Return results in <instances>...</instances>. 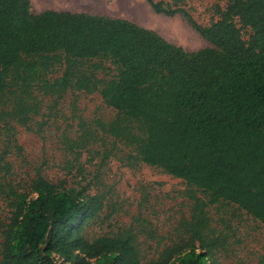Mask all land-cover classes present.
I'll return each mask as SVG.
<instances>
[{
  "label": "trees",
  "instance_id": "obj_1",
  "mask_svg": "<svg viewBox=\"0 0 264 264\" xmlns=\"http://www.w3.org/2000/svg\"><path fill=\"white\" fill-rule=\"evenodd\" d=\"M148 2L156 13H181L212 46L187 51L129 19L0 0V125L34 130L36 89L56 102L70 88L100 91L118 113L99 126L131 148V160L207 194L190 193L188 237L148 262L130 229L90 239L103 200L38 172L31 192L6 190L15 204L10 221H0V264H221L210 204L234 203L264 224V0H233L208 27L184 9ZM93 59H109L116 74L99 79L95 64L89 75L84 64ZM57 64L63 75L51 80Z\"/></svg>",
  "mask_w": 264,
  "mask_h": 264
},
{
  "label": "rangeland",
  "instance_id": "obj_2",
  "mask_svg": "<svg viewBox=\"0 0 264 264\" xmlns=\"http://www.w3.org/2000/svg\"><path fill=\"white\" fill-rule=\"evenodd\" d=\"M31 1L34 12L55 9L129 19L187 51L212 46L181 13H156L148 0ZM161 1L166 8L188 11L200 26L208 27L233 0ZM243 36L248 39L250 32L243 30ZM95 64L100 65L94 73L99 79L109 80L117 72L109 59H93L84 64L89 75ZM64 68L55 65L48 78L61 77ZM35 95L41 111L31 122L34 130L14 121L10 127L0 125V151L8 150L6 163L0 164V221L8 223L14 210V199L6 191L9 186L31 192L32 181L40 172L53 183L85 189L103 200L99 217L86 228L90 239L130 229L144 262H148L188 237L182 223L192 214L190 193L205 200L207 194L191 190L184 180L160 168L131 160V148L99 126L100 121L108 122L118 113L100 91L70 88L57 102L38 89ZM207 210L210 226L220 240L216 256L221 264H264L262 221L227 201L210 204ZM1 244L0 234V259Z\"/></svg>",
  "mask_w": 264,
  "mask_h": 264
}]
</instances>
